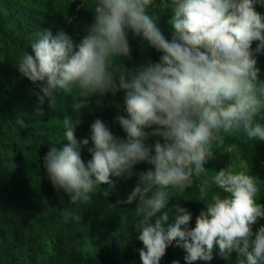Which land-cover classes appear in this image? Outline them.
Returning a JSON list of instances; mask_svg holds the SVG:
<instances>
[{
  "label": "clouds",
  "instance_id": "clouds-1",
  "mask_svg": "<svg viewBox=\"0 0 264 264\" xmlns=\"http://www.w3.org/2000/svg\"><path fill=\"white\" fill-rule=\"evenodd\" d=\"M161 3L172 13L170 40L146 12L153 0H95L94 20L78 43L63 30L35 33L31 51L16 64L38 89L36 114H44L45 103L55 110L61 95H71L77 117L63 118L67 143L50 147L41 158L43 168L72 204H90V194L101 185H107V196L117 187L113 178L137 176L117 205H135L141 264H160L173 242L186 252L185 264L211 261L214 252L225 260L235 252L236 264H264V225L253 231L264 219V204L258 202L264 182L250 174L244 160L239 170L228 165L211 177L204 167L225 136L264 141V79L256 59L264 50V16L255 10L264 0ZM129 31L161 53L157 62L149 60L135 72L122 63L130 58ZM253 41H259L255 49ZM120 91L125 115L115 119L125 138L97 118L90 137L78 141L81 110L92 103L103 107L104 96ZM150 138L154 143H147ZM90 141L91 159L85 163L80 148ZM141 163L151 167L137 173L134 166ZM194 177H204L199 189L204 209L190 227L187 208L177 203L171 214L165 209L169 190L189 187ZM61 215L66 222L82 220L69 208Z\"/></svg>",
  "mask_w": 264,
  "mask_h": 264
},
{
  "label": "trees",
  "instance_id": "trees-1",
  "mask_svg": "<svg viewBox=\"0 0 264 264\" xmlns=\"http://www.w3.org/2000/svg\"><path fill=\"white\" fill-rule=\"evenodd\" d=\"M0 36L6 41L12 39V33L3 28L1 19ZM258 43L253 41L252 48L255 49ZM256 59L264 79V50L256 54ZM1 89L7 88L2 84ZM9 98L0 92V264H141L138 249L142 244L136 239L135 225L139 218L135 215V205H117V201L126 199L135 187L137 176L128 180L113 178L117 180V187L107 196L103 194L107 185H101L90 194V204H72L63 191L53 188L41 159L50 147L59 148L67 143L64 131L60 140L47 135V131L63 124V117L55 115L51 121L41 118L32 122L30 128H17L15 151L6 155L4 142L9 138L8 127L20 121ZM102 100L104 106L88 114L87 123L82 124L81 129L76 127L78 141L91 134L90 125L95 119L112 121L114 99L107 94ZM89 147L80 148L85 163L91 159ZM255 150L264 156L262 147ZM150 167L142 163L134 170L139 173ZM199 189L195 180L189 188L176 194V199L169 198L166 205L169 209L165 210L171 214V208L179 203L192 213L189 226L194 227L196 216L204 209ZM213 191L224 195L215 186ZM64 208L81 215L82 220L66 222L61 215ZM185 255L186 252L173 242L160 264H172L173 261L185 264ZM194 264H236V253L225 260L214 252L211 261Z\"/></svg>",
  "mask_w": 264,
  "mask_h": 264
},
{
  "label": "rangeland",
  "instance_id": "rangeland-1",
  "mask_svg": "<svg viewBox=\"0 0 264 264\" xmlns=\"http://www.w3.org/2000/svg\"><path fill=\"white\" fill-rule=\"evenodd\" d=\"M165 2L167 3L168 0H165ZM94 4L95 0H0L2 26L6 31L12 33L10 41H6L0 36V85L4 84V87L7 88L1 89L0 92H2L3 96L10 97L9 101L17 109L15 116L20 121H23V123L19 121L8 127L7 134L9 138L4 142V147L7 151L6 155H12L15 151L17 128H30L32 122L36 123L41 118L51 121L55 115L63 118L70 115L73 120L77 118L71 109V103L73 102L71 95H61L55 110H50L47 107V103H45L40 106L43 108L44 114L42 116L37 115L38 101L34 93L38 89L20 74L16 62L25 52L31 51L30 45L35 39V33L39 30L50 29L53 35L58 30H63L78 43L86 34L87 27L94 20ZM255 10L264 16V5L257 3ZM146 12L149 16L156 17L157 27L165 38L170 40L173 34V29L168 23L172 14L171 9L163 7L161 0H153V5ZM128 40L131 49V62L127 63L128 58L122 60V63L128 69L135 72L149 60L152 62L159 60L161 53L149 47L146 41L134 36L131 31H129ZM112 98L115 102L114 114H110L112 121L106 120L104 122L114 135L125 138L126 134L115 119L118 114L125 115L123 112L124 92L120 91ZM98 108L92 103L89 109L81 110L79 118L82 122L78 126L80 129L82 124L87 123L85 118L88 114ZM44 124L45 122H43ZM62 131H64L63 124L47 131V135L54 137V140H60L62 139ZM88 137H90V134L85 136V138ZM155 139L150 138L147 143L152 144ZM89 146H91L90 143ZM261 147L264 153V141H249L242 134L225 136L223 143L215 147L214 157L209 159L204 165L206 169H209L207 177L215 175V171H219L228 165H231L235 170H239L241 161L244 160L250 167V174L259 177L264 182V156L257 154L255 150ZM141 164L134 166V169L140 168ZM202 179L204 177L199 180L194 177L191 185L196 180L200 186ZM183 190L170 189L169 191L172 195L170 199H176V194L181 193ZM258 196V202L264 204V185H261V191ZM261 225H264V219H260L257 224L253 225V231L255 232Z\"/></svg>",
  "mask_w": 264,
  "mask_h": 264
}]
</instances>
